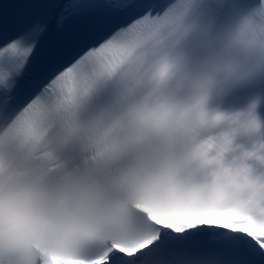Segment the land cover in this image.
<instances>
[{"label":"clouds","instance_id":"1","mask_svg":"<svg viewBox=\"0 0 264 264\" xmlns=\"http://www.w3.org/2000/svg\"><path fill=\"white\" fill-rule=\"evenodd\" d=\"M188 35L161 37L150 65H171L164 147L118 176L70 165L65 153L73 141L89 158L104 150L112 124L133 106L101 109L87 123L68 112L55 141L45 115L0 133V264H43V252L55 264H80L94 258L99 238L124 239L179 216L264 235L261 99L242 110L212 103L264 79V0L229 30L210 33L198 54L181 46Z\"/></svg>","mask_w":264,"mask_h":264},{"label":"snow or ice","instance_id":"2","mask_svg":"<svg viewBox=\"0 0 264 264\" xmlns=\"http://www.w3.org/2000/svg\"><path fill=\"white\" fill-rule=\"evenodd\" d=\"M252 4L256 7L257 0ZM20 6L34 10L31 20L6 39L0 33V133L21 121L28 127L33 116L45 115L54 121L55 141L68 112L87 123L101 109L114 115L133 106L127 120L112 124L104 150L89 158L85 145L73 141L66 160L118 176L161 150L170 134L164 115L171 65H150L159 55L161 37L192 31L174 0H27ZM80 18L90 20L80 37L30 72L35 49L53 20L63 27ZM15 251L9 248L8 254ZM39 259L55 264L57 257L43 252ZM80 264H264V235L179 216L124 239L99 238L94 258Z\"/></svg>","mask_w":264,"mask_h":264}]
</instances>
